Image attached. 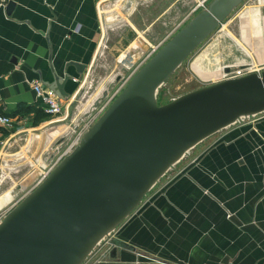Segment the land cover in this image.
<instances>
[{
	"label": "crops",
	"instance_id": "1",
	"mask_svg": "<svg viewBox=\"0 0 264 264\" xmlns=\"http://www.w3.org/2000/svg\"><path fill=\"white\" fill-rule=\"evenodd\" d=\"M9 1L0 0V110L13 118L7 142L28 125L43 123L35 122L45 108L33 81L52 79L50 48L58 71L70 61L87 65L82 76L69 66L75 79L66 90L72 98L59 115H74L73 128L80 130L74 112L98 106L114 77L119 83L116 67L129 52L130 19L149 0H133L128 12L120 6L124 0H14L11 14ZM182 2H172L160 18ZM188 7L179 8L172 21L186 17ZM248 16L252 24L260 21L259 11ZM254 119L190 150L113 232L121 245L101 264H264V115Z\"/></svg>",
	"mask_w": 264,
	"mask_h": 264
},
{
	"label": "water",
	"instance_id": "2",
	"mask_svg": "<svg viewBox=\"0 0 264 264\" xmlns=\"http://www.w3.org/2000/svg\"><path fill=\"white\" fill-rule=\"evenodd\" d=\"M242 2L211 0L135 73L79 143L0 221V264H83L190 150L264 113V69L158 102L160 87ZM15 5L8 2L9 14ZM49 61L52 79L41 76V83L70 101L66 84L75 77L68 68L75 65L82 76L87 65L70 61L58 71L52 48Z\"/></svg>",
	"mask_w": 264,
	"mask_h": 264
},
{
	"label": "rangeland",
	"instance_id": "3",
	"mask_svg": "<svg viewBox=\"0 0 264 264\" xmlns=\"http://www.w3.org/2000/svg\"><path fill=\"white\" fill-rule=\"evenodd\" d=\"M210 1L208 0L207 4ZM172 2H175V0H149L140 4L128 25L129 52H126L128 57L125 58V55L121 54L120 58L124 62L118 63L119 67H116V73L129 74L134 68L132 66L134 63L140 62L141 65L147 58L145 56L150 51L151 53L154 52L152 48L156 43L166 40L157 48L158 50L173 36L169 37L168 34L175 31V24H177V29L173 34L203 9H196L190 16L182 18V21L177 19L175 23L172 19L179 15V8L184 7V10H186L190 6L191 8L188 9L190 11L197 2L186 0L185 3L182 2L176 5V8L174 6L169 11L171 14L168 13L160 18L164 8L169 9ZM114 3L112 1V4ZM120 6H126L125 11L128 12L131 4L127 2L126 5ZM119 10L121 12V8ZM256 11H259L260 21L257 20V23L253 22L252 24L248 14H255ZM171 15H173V18H170ZM155 41L157 42L155 43ZM136 48L138 49L136 50ZM124 51H127V49ZM131 55H134V57L129 62ZM123 63L125 65L129 63L130 66H125ZM228 65L231 69L229 71L230 76L247 73L251 70L249 67L262 68L263 70L264 0H243L160 87L158 102L160 104L167 103L183 93L222 80L224 77L221 76L224 71L223 67ZM243 65L246 66L243 67ZM118 86L119 83L114 77L107 88L110 93H113ZM99 99L101 101H98V106H101L106 100L103 96ZM85 101L86 99L82 102ZM98 106L93 104L89 111L81 115L74 112L77 117L75 122H79L81 129L87 125L92 126L101 116V113L96 114ZM64 112L65 110L62 113ZM47 114L48 116L40 125H28V130L16 132L15 138L10 141L12 144L8 143L5 137L9 134V129H6L4 133L1 131V135L5 139H0V196H8V200L0 204V221L9 210L38 186L55 160L64 154L80 136L79 130L76 131L73 128L74 115L67 117L59 116L61 114ZM260 115L262 116L264 113L258 116ZM254 120V117H249L238 122L246 121L247 123ZM27 121L30 123V119H27ZM99 246L83 264H101L109 259L110 250L113 248L110 240Z\"/></svg>",
	"mask_w": 264,
	"mask_h": 264
},
{
	"label": "built area",
	"instance_id": "4",
	"mask_svg": "<svg viewBox=\"0 0 264 264\" xmlns=\"http://www.w3.org/2000/svg\"><path fill=\"white\" fill-rule=\"evenodd\" d=\"M126 3L129 2L130 4L134 3L133 0H124ZM208 3V0H197L195 6L191 9V11L186 15V18L188 16H190L192 14V12L196 9H200V8H205L207 7V4ZM135 5V3L130 6L128 8V11H130L131 7H133ZM182 21V20H181ZM177 29V24L174 26V30L176 31ZM174 31V32H175ZM173 32V33H174ZM168 34L169 37H171V35H174V34ZM166 41V40H165ZM164 40L163 41H160L159 43H156L154 46H153V50L154 52L157 50V48L165 42ZM152 50V51H153ZM151 51L145 56L147 58H145V61H143V63L140 65V62H136L134 63L132 66H134L133 70L129 73V74H123L121 76V80L119 81V86L115 89V91L113 93H110L108 98L106 99V101L100 106V108L97 110L96 114L97 113H103L108 107L109 105L111 104V102L117 97V95L119 93H121V91L124 89V87L129 83V81L132 79V77L135 75V73L151 58L152 54L154 53ZM123 60L120 59V62H122ZM133 63V62H132ZM123 65H125L123 63ZM127 66V65H125ZM246 66V65H245ZM244 67V66H243ZM246 68V67H245ZM251 70L248 71L249 73L250 72H253V71H257L258 73H261L262 71V68H255V67H249ZM264 69V68H263ZM247 72V73H248ZM247 73H244V74H247ZM240 75H243V73H240V74H237V75H233V76H230V73L229 72H226V76L224 78H227V77H237V76H240ZM33 86H34V89L38 95V97L42 100L43 104H44V108H45V111L47 113H50V114H53V115H59L61 114L64 110H65V107H66V103L67 101L63 100L62 98H60L52 89L44 86L42 83H40L38 80H34L33 81ZM100 114V115H101ZM99 115V116H100ZM13 125V118L9 115H6L4 113H1L0 112V127H4V128H9ZM90 125H87L86 127L82 128L81 130H79V137H78V140L76 139L75 142L71 145V147L69 149H67V151H65L64 154L60 155L54 162L53 166L50 168V170L44 175L43 179L54 169V167L65 157V155H67L80 141V139L82 138L83 134L85 133V131L89 128ZM42 179V180H43ZM41 180V181H42ZM40 181V182H41ZM39 182V183H40ZM110 240V243L113 245L112 241H111V237L109 239H106V241Z\"/></svg>",
	"mask_w": 264,
	"mask_h": 264
},
{
	"label": "trees",
	"instance_id": "5",
	"mask_svg": "<svg viewBox=\"0 0 264 264\" xmlns=\"http://www.w3.org/2000/svg\"><path fill=\"white\" fill-rule=\"evenodd\" d=\"M1 113H4L3 111L0 110ZM6 115H9L8 113H4ZM10 116V115H9ZM48 116L47 112H45L42 108H40V110L37 111V117H36V123L39 122L40 120L45 119ZM6 130V128L4 127H0V131H2L4 133V131Z\"/></svg>",
	"mask_w": 264,
	"mask_h": 264
},
{
	"label": "bare ground",
	"instance_id": "6",
	"mask_svg": "<svg viewBox=\"0 0 264 264\" xmlns=\"http://www.w3.org/2000/svg\"><path fill=\"white\" fill-rule=\"evenodd\" d=\"M133 7H134V6H133ZM133 7H131L130 9L132 10ZM104 10H105V9H104ZM107 10H108V9H107ZM115 19H116V18H115ZM132 44H133V43H132ZM123 54L125 55V58L128 57V54H126V53H123ZM133 57H134L133 55L130 56L131 59H130L129 62H131V60L133 59ZM127 60H128V59H127ZM123 62H124V61H123ZM126 65H127V66H130L129 63H126ZM117 67H118V66H117ZM122 68H123V67H122ZM122 68H121V69H122ZM119 69H120V68H119ZM117 73H118V72H117ZM119 73H120V72H119ZM223 79H224V78H223ZM103 81H104V80H103ZM90 99H91V98H90ZM92 99H93V98H92ZM88 100H89V99H88ZM86 101H87V100H86ZM86 101H85V102H86ZM89 101H90V100H89ZM91 102H92V101H91ZM91 102H90V103H91ZM86 103H87V102H86ZM86 103H84V104H86ZM84 104H83V106H84ZM81 106H82V105H81ZM79 110H80V109H79ZM81 110H82V107H81ZM81 112H83V111H81ZM59 131H60V130H59ZM28 143H29V142H28ZM0 197H1V196H0ZM7 197H8V196L1 197V199H0V204H1V202L3 203L4 201L8 200Z\"/></svg>",
	"mask_w": 264,
	"mask_h": 264
},
{
	"label": "flooded vegetation",
	"instance_id": "7",
	"mask_svg": "<svg viewBox=\"0 0 264 264\" xmlns=\"http://www.w3.org/2000/svg\"><path fill=\"white\" fill-rule=\"evenodd\" d=\"M113 243V247L115 246V247H117V249H116V251L118 252V246H120L121 244L120 243H118V241H116V242H112ZM113 249V248H112ZM112 249H111V252H112ZM115 251V252H116ZM114 252V253H115Z\"/></svg>",
	"mask_w": 264,
	"mask_h": 264
}]
</instances>
